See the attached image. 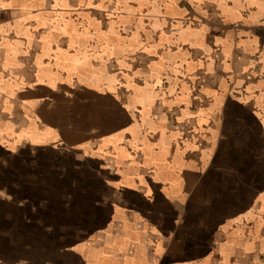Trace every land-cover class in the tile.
<instances>
[{
	"label": "crops",
	"instance_id": "0c3cea01",
	"mask_svg": "<svg viewBox=\"0 0 264 264\" xmlns=\"http://www.w3.org/2000/svg\"><path fill=\"white\" fill-rule=\"evenodd\" d=\"M0 264H264V0H0Z\"/></svg>",
	"mask_w": 264,
	"mask_h": 264
}]
</instances>
